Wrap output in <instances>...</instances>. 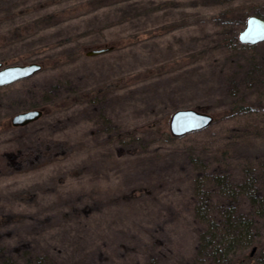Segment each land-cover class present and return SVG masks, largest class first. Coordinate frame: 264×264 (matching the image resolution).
<instances>
[{
	"label": "rangeland",
	"instance_id": "rangeland-1",
	"mask_svg": "<svg viewBox=\"0 0 264 264\" xmlns=\"http://www.w3.org/2000/svg\"><path fill=\"white\" fill-rule=\"evenodd\" d=\"M250 15L264 0H0V62L42 65L0 86V264H264V204L223 190L256 177L264 198V40L236 41ZM184 108L213 121L170 136ZM205 196L218 224L254 220L250 245L202 247Z\"/></svg>",
	"mask_w": 264,
	"mask_h": 264
},
{
	"label": "water",
	"instance_id": "water-1",
	"mask_svg": "<svg viewBox=\"0 0 264 264\" xmlns=\"http://www.w3.org/2000/svg\"><path fill=\"white\" fill-rule=\"evenodd\" d=\"M242 43H257L264 40V18L258 15H250L246 20V25L239 34ZM108 48H98L89 53H101ZM42 65L37 62L29 64H15L3 66L0 62V86L13 83L19 79L28 77L41 69ZM43 115V110L36 108L22 111L13 115L11 123L14 126L27 125L39 119ZM213 121V116L209 113L199 111L194 108L178 109L173 112L170 119V131L175 136H182L187 133L197 131L209 126Z\"/></svg>",
	"mask_w": 264,
	"mask_h": 264
},
{
	"label": "trees",
	"instance_id": "trees-1",
	"mask_svg": "<svg viewBox=\"0 0 264 264\" xmlns=\"http://www.w3.org/2000/svg\"><path fill=\"white\" fill-rule=\"evenodd\" d=\"M239 38H236V41H238ZM168 134L170 136H173L171 131H168ZM255 178H248V181H245L241 184L233 185L230 181L226 182V187H224V192L229 189L231 193L228 196L233 197V201L236 200L240 194H245L253 203H260L264 204V198H262L261 195L257 192V188L255 187ZM236 186V188L234 187ZM227 188V189H226ZM206 195V194H205ZM209 203L208 197H204L203 200H201V203L199 205L201 209H199L200 218L205 223H208L209 227H213L212 230H215L216 232H211V237H205L202 244V247L209 248L217 252L223 245L225 247V250L223 252H226L224 254L229 253V250H235V244H241L242 246L250 245L253 241L251 239H246V235L251 233V228L254 226V220L252 219H241L234 217L233 211H228V215L224 216L225 221L221 224H218L216 219L211 218L208 215V211L204 210L203 205ZM217 227V228H216ZM219 227L222 228V231H218ZM226 227V228H225ZM212 238V239H210ZM244 238L246 240H244ZM236 242V243H235ZM201 247V248H202ZM22 262H17L16 260H11L9 264H55L54 262H50L47 260L44 256H27L25 255L23 259H21Z\"/></svg>",
	"mask_w": 264,
	"mask_h": 264
}]
</instances>
